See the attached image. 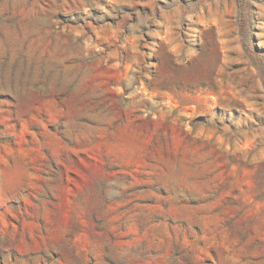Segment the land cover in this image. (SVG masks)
Here are the masks:
<instances>
[{
  "label": "rangeland",
  "instance_id": "rangeland-1",
  "mask_svg": "<svg viewBox=\"0 0 264 264\" xmlns=\"http://www.w3.org/2000/svg\"><path fill=\"white\" fill-rule=\"evenodd\" d=\"M0 264H264V0H0Z\"/></svg>",
  "mask_w": 264,
  "mask_h": 264
}]
</instances>
